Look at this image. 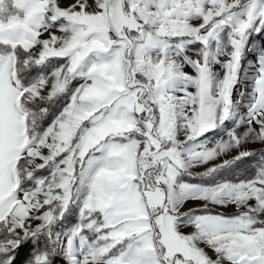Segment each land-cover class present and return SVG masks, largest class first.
I'll return each mask as SVG.
<instances>
[{
	"label": "snow or ice",
	"instance_id": "1",
	"mask_svg": "<svg viewBox=\"0 0 264 264\" xmlns=\"http://www.w3.org/2000/svg\"><path fill=\"white\" fill-rule=\"evenodd\" d=\"M0 264H264V0H0Z\"/></svg>",
	"mask_w": 264,
	"mask_h": 264
},
{
	"label": "rangeland",
	"instance_id": "2",
	"mask_svg": "<svg viewBox=\"0 0 264 264\" xmlns=\"http://www.w3.org/2000/svg\"><path fill=\"white\" fill-rule=\"evenodd\" d=\"M256 43H257V45H259L260 41H259V40H257V41H256ZM257 147H258V146H257Z\"/></svg>",
	"mask_w": 264,
	"mask_h": 264
},
{
	"label": "trees",
	"instance_id": "3",
	"mask_svg": "<svg viewBox=\"0 0 264 264\" xmlns=\"http://www.w3.org/2000/svg\"><path fill=\"white\" fill-rule=\"evenodd\" d=\"M71 219V218H70Z\"/></svg>",
	"mask_w": 264,
	"mask_h": 264
}]
</instances>
